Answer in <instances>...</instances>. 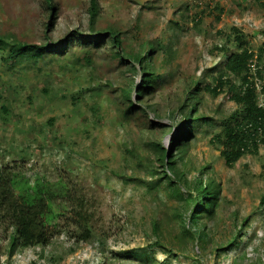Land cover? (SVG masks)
<instances>
[{"label":"rangeland","instance_id":"1","mask_svg":"<svg viewBox=\"0 0 264 264\" xmlns=\"http://www.w3.org/2000/svg\"><path fill=\"white\" fill-rule=\"evenodd\" d=\"M96 3L95 28L120 30L127 48L139 50L142 42H161L153 61L156 71L165 72L167 78L142 97L154 103L160 115L149 108L144 114L140 109L125 113L116 88L132 78L127 63L113 56L109 38L101 46L80 41L78 33L89 31L90 0H53L52 12L46 0H0L2 36L52 45L73 35L64 53L47 52L36 65L9 67L0 58V104L9 106L6 113L0 108V166L24 162L19 169L23 167L31 180L35 175L69 180L92 212L94 231L90 239H76L71 233L79 230L73 231L76 226L70 223L71 230L63 228L49 244L19 246L10 254L11 231L0 225V264H264V203L260 201L264 149L243 155L232 166L223 162L211 139L241 115L225 89L218 94L207 89L199 93L198 107L211 120L195 132L179 163L188 178L207 166L204 178L211 176L220 183L210 233L213 243L221 247L240 230L237 245L218 257L203 252L198 239L189 237L193 222L188 214V231L182 235L176 215L178 197L166 185L149 187L153 176L137 164L139 157L145 160L151 155L147 141L170 146L176 119L187 111L179 105L193 80L218 83L227 57L237 49L235 28L256 54L264 50V0ZM253 66L256 74L257 65ZM141 74L134 75V85ZM255 80L264 103V79L256 76ZM73 96L78 100L73 101ZM130 97L135 106L141 104L134 88ZM143 119L170 129H148ZM157 240L175 252L181 246L184 251L166 255ZM135 249L147 256L123 253Z\"/></svg>","mask_w":264,"mask_h":264},{"label":"trees","instance_id":"2","mask_svg":"<svg viewBox=\"0 0 264 264\" xmlns=\"http://www.w3.org/2000/svg\"><path fill=\"white\" fill-rule=\"evenodd\" d=\"M46 1L48 9L51 12L54 11L53 0ZM98 13L99 5L96 0H90L89 31L78 33L80 41L86 46L90 44L101 46L109 38L113 56L127 63L132 78L126 85L123 84L116 88L125 104V113L132 114L140 109L144 114L146 108H149L155 114L160 115L155 104L147 102L142 97L152 93L160 81L167 78L165 72L156 71L154 67V53L161 42H142L139 50L127 48L120 30L113 26L95 28V18ZM50 14L53 21L54 15ZM241 34L239 29L235 28L233 41L237 49L227 57L223 72L217 77L218 83L202 84L200 80L194 79L189 86L183 103L179 105L182 109L187 108V111L181 113L180 120L176 119L177 128L173 132L170 146L166 148L157 140H149L146 145L151 155L145 160L141 157L137 160L138 166L146 167L149 175L153 176V180L148 182L149 187L156 188L159 184L166 185L171 190L170 193L178 197L179 205L176 215L181 219V234H187L185 215L188 214L193 222L190 239L194 241L197 238L202 251L208 250L206 253H214L215 257L240 242V230L226 239L225 246L219 247L213 243L209 228L210 222L216 215L221 185L211 176L204 178L203 173L207 166L200 168L199 173L193 178H188L186 169L182 168L179 160L183 158L186 147L195 137L198 128L211 120L210 116L202 114L198 107L199 93L203 89L212 91L214 94L225 89L229 98L235 101L241 110L240 118L230 122L211 139L217 143L225 165L232 166L243 155L259 152L261 146L264 149V103L259 99L255 80L256 76L260 80L264 79V50L256 54ZM71 37L65 36L51 45L47 42H27L0 35V52L3 53L0 58L9 67L23 68L36 65L39 59L46 56L47 52L64 53ZM254 55L256 62L253 61ZM84 58L90 60L89 55H85ZM254 64L257 65L256 74L252 73ZM138 72L142 73L141 78L139 83L134 85L133 78ZM133 88L140 100L139 106H135L131 101L130 94ZM72 98L73 101L78 100L76 96ZM8 107L3 103L0 104V108L5 113ZM143 120V124H147L148 129H170L162 127L161 122ZM22 163L24 162H12L0 166V225L6 227V231H11L9 253L12 254L19 246L32 247L38 244L45 246L63 228L71 230L70 223L76 226L73 231L79 230L75 234L71 233L76 239H90L94 234L92 212L85 198L76 193L69 180L60 176L50 181L38 175L31 180L24 169L21 170L23 167L19 169V164L22 166ZM260 201L264 203V194ZM246 219L244 218L241 222L242 225ZM199 221H201L200 224ZM157 243L162 246L166 255L177 256L180 251H184L182 246L178 247V252H175L173 248L163 245L160 240H157ZM123 253L129 256H147L138 249L123 250Z\"/></svg>","mask_w":264,"mask_h":264}]
</instances>
